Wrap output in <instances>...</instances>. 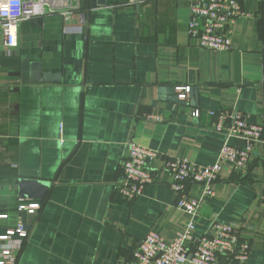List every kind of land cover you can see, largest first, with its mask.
<instances>
[{
  "label": "crops",
  "instance_id": "1",
  "mask_svg": "<svg viewBox=\"0 0 264 264\" xmlns=\"http://www.w3.org/2000/svg\"><path fill=\"white\" fill-rule=\"evenodd\" d=\"M127 2L72 0L23 21L13 49L0 30V235L18 223L28 230L4 242L15 264L127 262L152 228L172 241L189 217L162 157L213 165L226 142L243 141L216 131L210 110L262 117L264 0H242L249 16L236 21L225 51L201 49L189 35L187 0ZM185 86L187 98L174 101ZM156 112L163 121L146 117ZM130 141L161 157L155 180L131 201L121 192ZM220 177L194 235L210 234L214 220L238 224L252 244L245 264H264L263 144L246 174L225 163ZM21 178L48 182L46 196L22 197ZM32 202L40 208H20Z\"/></svg>",
  "mask_w": 264,
  "mask_h": 264
},
{
  "label": "built area",
  "instance_id": "2",
  "mask_svg": "<svg viewBox=\"0 0 264 264\" xmlns=\"http://www.w3.org/2000/svg\"><path fill=\"white\" fill-rule=\"evenodd\" d=\"M72 0H0V30L2 44L7 48L18 46L20 24L28 19L45 13L57 12ZM155 0H128L127 5L140 6ZM190 10L188 33L198 40L201 49L225 51L232 48V35L236 21L249 16L242 0H187ZM182 92L180 99H186L190 86L178 87ZM212 126L228 137H238L242 147L226 142L213 165H201L189 157L169 155L162 157L163 167L172 176L171 187L178 193L176 206L188 214L183 229L172 240L156 228H152L140 241L130 261L119 264H218L224 256L230 264H245L250 257L251 241L242 236L238 224L214 220L211 233L194 235L196 221L203 199L214 196V184L219 181L221 166L229 163L233 171L246 174L251 167L252 157L258 142L264 146V108L262 117L253 121L249 116L236 110L212 111ZM194 115L199 116L196 110ZM153 121H163L160 112L146 116ZM161 159L160 154L145 145L130 141L122 167L124 178L121 192L131 201L139 197L145 187L156 178L152 168L154 161ZM200 187V196L195 197L191 188ZM41 204L32 202L21 205L22 209H38ZM6 215H2L5 217ZM28 237L24 223H18L5 234L0 235V264H15L12 249L4 242L11 236Z\"/></svg>",
  "mask_w": 264,
  "mask_h": 264
},
{
  "label": "water",
  "instance_id": "3",
  "mask_svg": "<svg viewBox=\"0 0 264 264\" xmlns=\"http://www.w3.org/2000/svg\"><path fill=\"white\" fill-rule=\"evenodd\" d=\"M106 0H93V5L105 4ZM176 95L172 97L174 101H179V96L176 90L173 91ZM192 93V92H191ZM20 194L22 197L43 198L49 189V183L45 181L31 180L21 178L19 179Z\"/></svg>",
  "mask_w": 264,
  "mask_h": 264
}]
</instances>
